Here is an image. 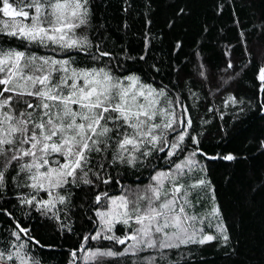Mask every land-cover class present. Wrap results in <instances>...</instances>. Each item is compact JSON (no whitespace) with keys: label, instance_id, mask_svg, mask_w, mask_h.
<instances>
[{"label":"trees","instance_id":"obj_1","mask_svg":"<svg viewBox=\"0 0 264 264\" xmlns=\"http://www.w3.org/2000/svg\"><path fill=\"white\" fill-rule=\"evenodd\" d=\"M45 1L56 0H0V264H264V0H59L82 9L68 47L10 30L4 4L30 15ZM101 70L164 93L173 122L132 161L120 94L106 99L103 132L78 142L73 173L39 206L53 106L42 88ZM187 154L194 165L154 200L178 187L181 236L123 220L101 236L113 200L146 208L141 191Z\"/></svg>","mask_w":264,"mask_h":264},{"label":"rangeland","instance_id":"obj_2","mask_svg":"<svg viewBox=\"0 0 264 264\" xmlns=\"http://www.w3.org/2000/svg\"><path fill=\"white\" fill-rule=\"evenodd\" d=\"M53 2L52 4V2L45 1L30 15L27 14V11H16L9 4H4L2 10L5 17L9 19L8 26L11 27L10 30L24 34L25 38L30 41L53 43L65 47L75 45L77 38L72 36L71 32L78 27L81 19L82 9L80 4L77 2L67 4L59 0ZM58 62L61 63L51 61V64L61 70L64 69V63L62 61ZM69 76L71 77V73H69ZM71 80L73 85L71 87L79 86V90L76 91L77 96L72 94V99L78 97L81 103L78 106H71L69 117L72 118V123L77 122L81 126L71 125L72 132L60 148L58 144L54 145L47 141V136L45 138L48 143V153L45 154V159L37 162L39 170L35 175L37 186L40 189L47 190L45 197L38 201V205L42 207L49 206V203L53 201L52 192L60 180L73 173L78 161V142L82 139L87 141L86 136L92 135L95 129L99 133L103 132L100 124L103 117L106 116V112H108L107 108L103 106L106 99L111 100L120 94L121 104L112 110L122 116L124 123L126 122L130 126L128 135L120 148L121 153H126L132 161L139 153H146L148 146L154 145L159 140L160 135L164 134L173 122V116L164 93L158 92L150 85L141 84L135 76L117 79L107 71L101 70L90 78L77 74ZM55 89L56 87L53 85L42 88V91L48 90L52 97ZM50 113L51 111H48L50 119L46 123V126H49L50 129L49 133L54 130L51 123L55 121ZM81 113L82 117L87 119L86 122L79 119ZM187 125L186 123V127ZM77 135L80 136L77 137ZM185 135L186 133H183L180 136L185 137ZM41 141L45 142L43 139ZM38 145L41 148L39 153L44 154L45 145L42 143ZM177 148L176 144H172L168 153L172 155ZM194 163L193 154H187L185 159L172 170L156 174L151 185L141 191L143 197H150L151 202L146 208H143V204L134 208L132 202L127 201L125 198L113 200L109 205V210L100 215L101 236L106 234L117 220L139 224L138 231L140 233L138 234L152 233V230L163 226L166 227V234L181 236L183 234L181 232L182 225L183 223L186 225L187 221L185 215L180 211L179 203L182 200V194L178 191V187L173 188L171 186L166 190L163 196L168 195V200L160 204H157L154 200L160 198L164 186L166 189L167 184L173 185L172 180L177 179L189 170ZM140 199L142 198L140 197ZM142 247L143 245L140 249Z\"/></svg>","mask_w":264,"mask_h":264},{"label":"crops","instance_id":"obj_3","mask_svg":"<svg viewBox=\"0 0 264 264\" xmlns=\"http://www.w3.org/2000/svg\"><path fill=\"white\" fill-rule=\"evenodd\" d=\"M55 63L60 64L61 62L55 61ZM62 71L67 72L66 70L63 69ZM66 77H69V74ZM58 82L59 83L55 86L56 89L51 99L53 106L50 107L49 110L51 111L52 117L55 120L53 123H51V126H54V130L47 135V141H49L51 144L54 145L58 144V147L60 148L62 144H64L67 141L68 135L72 132L71 125L72 124L78 126L81 125L77 122L72 123L71 122L72 118L69 117L70 108L72 104L80 105V99H78V97L72 99V94L77 96L76 91L79 90V86L77 85V87H71L70 82H67V80L64 79L62 81L59 80ZM33 89H34L33 86H29L27 88H18L14 93L15 94L32 93ZM79 136L80 135H77V137ZM55 153H60V152H55Z\"/></svg>","mask_w":264,"mask_h":264}]
</instances>
